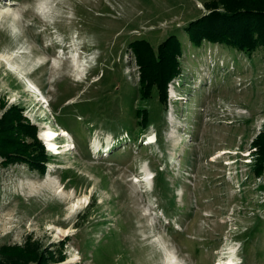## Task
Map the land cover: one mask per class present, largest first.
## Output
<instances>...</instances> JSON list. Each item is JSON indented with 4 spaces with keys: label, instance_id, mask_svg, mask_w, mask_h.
I'll return each instance as SVG.
<instances>
[{
    "label": "rangeland",
    "instance_id": "1",
    "mask_svg": "<svg viewBox=\"0 0 264 264\" xmlns=\"http://www.w3.org/2000/svg\"><path fill=\"white\" fill-rule=\"evenodd\" d=\"M210 1L0 6V117L17 106L68 144L43 173L0 157V264H264V49L192 45ZM170 35L164 103L131 44L156 55Z\"/></svg>",
    "mask_w": 264,
    "mask_h": 264
},
{
    "label": "trees",
    "instance_id": "2",
    "mask_svg": "<svg viewBox=\"0 0 264 264\" xmlns=\"http://www.w3.org/2000/svg\"><path fill=\"white\" fill-rule=\"evenodd\" d=\"M210 2L204 4V9L209 12L207 15L190 21L183 28L192 45L200 47L207 41L246 53L258 46L264 49V0H220L219 5ZM141 47L146 48L142 55ZM131 48L140 69V85L144 86L140 92L146 94L154 87L165 103L166 84L179 74L176 62L181 56L179 40L174 35L168 36L158 46L157 58L150 46L142 41L133 42ZM16 107H9L0 117V157L6 163L26 162L30 169L43 173L47 155L36 137L37 129L22 118ZM19 137L22 145L18 144ZM25 138H31L35 145L31 153L23 143ZM255 146L258 152L264 150V133Z\"/></svg>",
    "mask_w": 264,
    "mask_h": 264
},
{
    "label": "bare ground",
    "instance_id": "3",
    "mask_svg": "<svg viewBox=\"0 0 264 264\" xmlns=\"http://www.w3.org/2000/svg\"><path fill=\"white\" fill-rule=\"evenodd\" d=\"M5 3H7V2H0V6L2 5V4H5ZM12 3V2H11ZM82 53V52H81ZM82 55V54H81ZM57 56V55H56ZM31 87V86H30ZM38 98V97H37ZM38 99H36V101H37ZM55 132L56 131H52V130H50L49 128H45L44 130H42L41 131V133L39 134V137H40V139L41 140H43V142L45 143V145H46V147H47V153L50 155V156H58V155H60L61 154V151H60V148H61V150L62 149H64L65 151L64 152H67L68 151V149H67V146H68V144L67 145H63V147L61 146V147H57V145H56V143H54L55 141H53L54 140V138L56 137V134H55ZM62 137V136H65V133H63V131L61 130V132L58 134V137ZM150 143V145L151 144H153L154 143V140H152V141H148V144ZM51 152V153H50ZM227 153V152H226ZM230 262H232V263H229V264H233V260H229ZM228 261V262H229ZM228 262L226 263V264H228Z\"/></svg>",
    "mask_w": 264,
    "mask_h": 264
},
{
    "label": "clouds",
    "instance_id": "4",
    "mask_svg": "<svg viewBox=\"0 0 264 264\" xmlns=\"http://www.w3.org/2000/svg\"><path fill=\"white\" fill-rule=\"evenodd\" d=\"M73 36H74V35H73ZM28 92H30V93H32V94H33V92H32V91H29V90H28Z\"/></svg>",
    "mask_w": 264,
    "mask_h": 264
}]
</instances>
